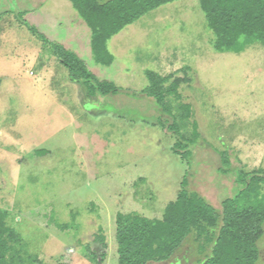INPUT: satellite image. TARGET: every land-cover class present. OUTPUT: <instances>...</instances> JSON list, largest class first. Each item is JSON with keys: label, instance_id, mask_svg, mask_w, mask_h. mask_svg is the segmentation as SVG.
<instances>
[{"label": "rangeland", "instance_id": "obj_1", "mask_svg": "<svg viewBox=\"0 0 264 264\" xmlns=\"http://www.w3.org/2000/svg\"><path fill=\"white\" fill-rule=\"evenodd\" d=\"M25 24L120 92L89 97ZM211 39L200 0H177L112 37L113 63L102 66L71 1L0 0V208L36 259L27 264H119V212L161 219L186 178L221 215L238 189L235 174L219 172L224 154L233 171L264 170V45L219 53ZM147 70L188 80L179 92L193 116L181 134L191 136L192 121L200 133L190 160L160 125L172 117L142 92ZM258 247L264 264V235ZM211 250L189 237L169 260L148 264H201Z\"/></svg>", "mask_w": 264, "mask_h": 264}, {"label": "trees", "instance_id": "obj_2", "mask_svg": "<svg viewBox=\"0 0 264 264\" xmlns=\"http://www.w3.org/2000/svg\"><path fill=\"white\" fill-rule=\"evenodd\" d=\"M69 1L92 30L95 61L99 65L110 66L114 57L107 43L112 37L148 12L177 0ZM200 5L212 32L210 44L215 51L239 54L254 44L264 45V0H200ZM29 29L49 46L53 55L67 67L69 79L83 86L89 97H107L120 92L114 83L99 80L75 53L51 42L35 28ZM146 77L149 85L142 92L153 96L163 112L174 120L172 124L160 121L162 127L177 137L174 153L190 160L200 133L198 123L192 121L191 136L186 138L181 134L185 120L193 116L191 105L181 102L179 92L181 84L188 80L177 78L175 74L161 76L150 70L146 71ZM169 97L179 103L177 107L167 103ZM222 162L226 169L220 168L219 172L235 174L238 189L232 198L223 200L221 215L198 193L187 190L185 178L176 200L167 205L161 219L136 213L117 214L118 263L167 261L189 237H193L199 252L212 248L211 254L201 264H258V243L264 235V170L249 173L242 169L233 171L226 154ZM8 218L9 212L0 208V264L35 261L25 251L22 236L9 225ZM99 240L104 243L103 236Z\"/></svg>", "mask_w": 264, "mask_h": 264}]
</instances>
